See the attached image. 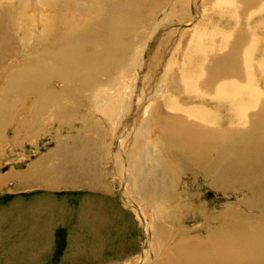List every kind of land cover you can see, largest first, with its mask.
I'll list each match as a JSON object with an SVG mask.
<instances>
[{"label": "rangeland", "instance_id": "374dc122", "mask_svg": "<svg viewBox=\"0 0 264 264\" xmlns=\"http://www.w3.org/2000/svg\"><path fill=\"white\" fill-rule=\"evenodd\" d=\"M8 1L0 0V9L5 8V14ZM74 1L76 2L73 3L74 7L80 9L81 14L93 2V0ZM35 3L29 1L25 4L29 7L28 12L32 10L34 13L33 10H36L38 13V4ZM159 3L160 7L155 12L157 16L153 18L154 14H150L148 17L154 20H151L152 28L148 30L147 37L143 42H139L142 45L136 44L135 50L124 55L123 59H119L120 63L113 68V72H107L103 74L106 75L105 77L102 76L103 79L111 77L115 79L116 87L114 85L112 88L115 95L118 91L117 101H121L125 96L130 100L133 91L129 109L131 111L126 107L125 113L120 110L116 115L108 116L101 111L102 109L97 112L88 100L83 103L81 100V105L75 106L76 109L67 117V120L50 121V115L45 114L46 112L40 115L41 117L31 115L27 107L32 106L34 98L30 97L31 99L26 100L24 108L22 107L23 109L17 114L23 116L4 127V139L0 141V264H161L164 261L163 258L161 259L163 253L161 255L159 253L162 248H166V244L161 245L158 242V233H156L158 224L165 225H162V228H167L166 231L178 228L182 231L183 229V237L199 238L206 237L212 230L220 232V229L231 222L232 226L237 224L243 227H241L242 235L257 229L259 222L264 225V200H257L263 195L260 190L256 192L252 190L244 174L237 177L242 176V185L217 186V176L220 174L218 169L209 171L211 169L193 170L190 166L187 168L181 155H172L165 146L160 144L157 135L149 136L145 140L146 154L142 164L152 171L150 176L155 170L154 167L160 165L163 157L177 158L175 161L177 163L174 165L177 175L166 172L164 176H160L158 172L157 179L153 182L164 181L163 185L168 189L162 186L158 189L157 186L154 191V184L152 185L146 179L142 186L139 180L140 174L137 176V173L132 174L133 166L127 159L134 145L135 138L131 131L133 126L136 130L141 125L143 127L146 118L153 122V127L156 129L158 125L155 126V123L162 119L160 113L163 104L160 102L167 96H174L182 90L175 89L173 85H175V79H181L182 76L184 79L185 75H183L184 71L175 67L176 60L180 58L177 48L183 43L184 32L189 31L195 24L197 29L204 31L202 38L205 39L212 35L218 36L220 30L226 32L225 26L228 24L231 27L233 25L228 18V12L231 13L228 7H226V13L219 12L215 4H211L214 3L213 0H190V2L189 0H159ZM146 8L144 4L143 10H140L144 12ZM180 9L184 10V14L182 13L184 16L179 19L176 17ZM168 14H174L175 18L169 16L165 19ZM186 14L187 18L192 16L193 25L186 26L187 20L184 18ZM105 15L100 11L94 19L99 23ZM261 19H264V12L255 14L251 20L255 22ZM98 23L93 24V27L91 25L87 27L88 30H92L95 37L105 30ZM178 23L181 26L179 25L175 38L171 40L174 35L170 34V31L177 28ZM39 25L40 23L36 25L37 29L35 27L34 31L29 32H32L33 36L28 33L29 38H33L37 33L39 35L41 31V25ZM256 29L262 36L264 29L260 26ZM6 30L12 33V30L7 27ZM135 33L134 30H128L123 37L128 38L133 44L137 40V33ZM155 35H157L155 49L147 60L142 46L146 40L151 42ZM15 37V41L11 43L13 47L8 49L12 50L13 56L9 55L0 66V88L6 83V72L11 71L15 66L25 65L26 57L41 46L37 40H28L23 32L20 34L16 31ZM20 38L23 39V45ZM190 42L191 40H187L182 45H189ZM3 45H7V41H2ZM189 67L186 66L184 70L187 69L189 72ZM139 68H141L140 74ZM147 71H149L148 74ZM136 75L138 79L134 82ZM167 75L170 77L168 78ZM259 81L264 86V82L260 79ZM134 83L136 87L133 90ZM256 83L260 85L257 81ZM173 92L175 93L172 94ZM182 96L184 97L182 102H185L186 106L200 102L198 98L188 93H182ZM187 97L194 99V102H190ZM155 103L158 105L157 108ZM207 105L213 106L212 103ZM227 111L232 114L229 105ZM121 117L122 119L119 120ZM30 124L37 127L36 130L39 127L35 137H30L31 131H28ZM218 126L223 127L222 124ZM143 129L147 134L145 128ZM128 133L129 138L126 140ZM56 155L57 158H55ZM43 159H46L43 167L48 169L44 180L39 178L28 180V177L24 176L27 172L23 173L24 175L21 174V171H27ZM16 164L23 166L17 167ZM57 166L65 171L64 176L49 178L48 176L56 172L54 169ZM17 172L20 175H16ZM262 173L261 177H264V172ZM260 178L255 179L260 181ZM209 193H212V196L207 198ZM31 202L38 206L36 213L31 211ZM137 206L140 207L141 212ZM160 208L162 209L159 213ZM146 223H148L149 233L145 229ZM32 224L35 229L31 226ZM155 238L156 240H153ZM174 239L175 243L181 240L178 237ZM172 242L173 239L168 243L169 247ZM181 242L186 244L185 241ZM148 244L150 249L146 255ZM169 251L171 253L170 248Z\"/></svg>", "mask_w": 264, "mask_h": 264}, {"label": "bare ground", "instance_id": "6f19581e", "mask_svg": "<svg viewBox=\"0 0 264 264\" xmlns=\"http://www.w3.org/2000/svg\"><path fill=\"white\" fill-rule=\"evenodd\" d=\"M29 1L37 2L38 13L36 10H33L34 13L32 10L28 12L29 7L25 4H28ZM213 2L211 4H215L216 10L219 12H225L228 7L231 11V13L228 12V18L233 22L232 27L228 24L225 26L227 27L226 32L220 30L218 36L212 35L204 39L202 38L204 31H200L197 26L195 27V24H192V16L187 18V14L185 15L186 26L190 24L193 27L184 32L182 41L184 43L191 40V42L186 46L182 43L177 48L180 58L176 60L175 67L184 71L183 75H185L184 79H182L183 76L181 77L182 80L175 79V85H173L176 87L175 89L182 90L174 96H167L160 102L163 104L160 113L162 119L155 123V126L158 125L156 129L153 127V122L146 118L143 127L141 125L136 130L133 126L131 131L135 138L134 145L129 151L127 160L132 163V174L137 173L136 176L140 174V185L144 186L147 179L152 185L154 184V191L157 186L158 189L160 186L166 188L163 185L164 181H158V183L153 181L157 179L158 172L160 176H164L166 172L177 175L174 166L177 163L175 162L177 158L166 157V159L163 157L160 160L162 164L154 167L153 175L150 176L152 171L142 164L146 154L145 140L149 136L157 135L160 144L165 146V149L167 148L172 155H181L180 157L186 163L187 168L190 166L193 170L211 169L209 171L218 169L220 174H217V186L242 185V176L237 177L244 174L245 179L249 180L252 190L261 191L263 196L258 197L257 200L263 201L264 177H261V174L264 172V86L259 79L264 82V33L260 36L256 28L260 26L264 29V19L255 22L251 19L255 14L264 12V0H213ZM8 3L7 15L4 13L5 8L0 9V66L4 59L12 55V50L8 49L13 47L11 43L13 44L15 41L16 31L20 34L23 32L25 36L27 35L28 40H37L41 46L26 57L25 65L15 66L5 74L7 75L6 83L0 88V141L4 139L3 131L6 124L23 116L17 114L24 108V103L30 97L34 98L32 106L27 107L31 115L40 116L46 112L45 114L50 115V121L67 120V117L72 115L76 109L75 106H79L81 100L82 103L88 100L91 105H94L97 112L102 109L101 111L108 116L116 115L120 110L125 113L126 107L128 110L131 108L133 91L130 100L125 96L121 101H117L118 91L115 95L114 88H112L115 85V79L112 77L103 79L106 76L103 74L113 72V68H116L120 63L119 59H123L124 55L135 50L136 44L143 42L147 37L148 30L152 28L151 20L157 16L155 12L160 7L159 0H97L96 2L93 0L83 14L79 12L80 9L74 7L73 3H76L74 0H9ZM144 4L147 6L145 13L141 11L144 9V7L142 9ZM100 11L106 15L98 23L94 17ZM178 11L180 13L176 18L180 19L184 16V10ZM150 14H154L152 19L148 18ZM194 14H196L195 11ZM166 16L165 19L169 16L174 17V14ZM172 17L171 19H173ZM145 19L146 21H144ZM94 22L105 28L102 34L96 36L97 38L95 34H92V30L87 29L89 25L93 27V24H96ZM7 23L8 25H6ZM39 23L41 25L39 35H37L38 33L34 34L33 38L36 39L29 38L28 33L34 31ZM176 25L177 28L173 27L174 29L170 31V34L174 35L172 38L170 37L171 40L175 38L178 28L181 26L180 23ZM6 27L11 29L12 33H9ZM128 30H134L137 33V40L133 41V44L128 38L123 37ZM31 33L29 34L32 35ZM154 37H151V42L146 40L142 46L147 60L155 49L157 35ZM2 41H7V45L2 46ZM141 45L139 44V46ZM186 66H190L189 72L187 69L184 70ZM140 70L141 68H139V74ZM136 79H138V75L134 82ZM135 87L134 83L133 90ZM182 93H188L190 96L198 98L200 102L186 106L185 102H182L184 99ZM187 99L194 102L192 98L187 97ZM208 103L210 105L212 103L213 106L207 105ZM228 105L232 109V114L227 111ZM157 106L155 103V108ZM89 110L91 111V109ZM96 111L94 112L96 113ZM32 118L34 117L32 116ZM219 124H222L224 128L219 127ZM36 128L29 125L30 137L37 135L39 127L38 130ZM128 138L129 133L126 140ZM45 161L46 159H43L39 164L20 173L24 175L23 173L27 172L24 176L28 177V180L29 178L44 180L47 177L46 170H48L43 167ZM58 161L61 162L60 159ZM40 167L41 169H39ZM54 171L56 172L48 176L49 178L63 177L65 174V171L58 166ZM16 175H20L19 172ZM255 178L258 180L260 178V181ZM163 194L165 195V192ZM156 198L153 197V199ZM147 224H145V229L149 233ZM158 225L156 232L158 233V242L161 245L166 244V248H162L159 253V255L163 253L161 259L163 258L164 261L161 264H264V225L260 222L257 224V229L244 235H242V226L239 227L237 224L232 226L231 222V224H227L228 226L220 229V232L212 230L202 238L183 237V229L182 231L179 228L166 231L167 228H162L165 225ZM31 226L33 227V224ZM33 231L35 233V230ZM32 235L34 234L32 233ZM32 235L30 236L32 237ZM176 237L181 239L178 243L174 241ZM172 239L171 249L168 243ZM181 241H185L186 244ZM150 244L145 251L146 255Z\"/></svg>", "mask_w": 264, "mask_h": 264}, {"label": "crops", "instance_id": "0c3cea01", "mask_svg": "<svg viewBox=\"0 0 264 264\" xmlns=\"http://www.w3.org/2000/svg\"><path fill=\"white\" fill-rule=\"evenodd\" d=\"M30 205H31V207H30V208H32V209H31V211H32L33 213H35V212H36V210H37L36 208H38V206L34 205V203H33V202H31V204H30ZM38 210H40V209H38ZM32 212H31V213H32ZM34 229H35V228H34ZM32 237H33V236H32ZM70 247H71V246H70Z\"/></svg>", "mask_w": 264, "mask_h": 264}, {"label": "water", "instance_id": "95a60500", "mask_svg": "<svg viewBox=\"0 0 264 264\" xmlns=\"http://www.w3.org/2000/svg\"><path fill=\"white\" fill-rule=\"evenodd\" d=\"M16 166H17V167H21L20 164H16ZM211 196H212V193H211V194L209 193V194L207 195V198H210Z\"/></svg>", "mask_w": 264, "mask_h": 264}]
</instances>
